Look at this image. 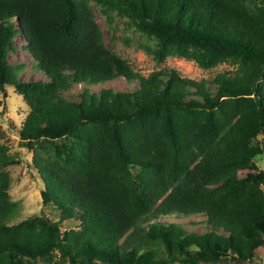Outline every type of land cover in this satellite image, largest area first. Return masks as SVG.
I'll list each match as a JSON object with an SVG mask.
<instances>
[{"label":"trees","instance_id":"16d2710c","mask_svg":"<svg viewBox=\"0 0 264 264\" xmlns=\"http://www.w3.org/2000/svg\"><path fill=\"white\" fill-rule=\"evenodd\" d=\"M152 39L156 63L183 58L233 73L193 81L144 77L105 47L90 4ZM42 79L10 65L16 38ZM131 91L90 90L116 79ZM80 87L75 98L69 94ZM12 88L25 107L21 146L53 222L12 223L0 144V264L252 262L264 246V5L252 0H0V107ZM203 217L201 233L179 219ZM74 227L61 231L62 222Z\"/></svg>","mask_w":264,"mask_h":264},{"label":"rangeland","instance_id":"374dc122","mask_svg":"<svg viewBox=\"0 0 264 264\" xmlns=\"http://www.w3.org/2000/svg\"><path fill=\"white\" fill-rule=\"evenodd\" d=\"M252 4L264 5V0H252ZM96 23L102 30L105 47L124 59L134 70V72L146 77L150 73L158 70H173L183 78L193 81L209 80L216 75L223 73H233L235 68L228 64H222L209 70L200 69L195 63L183 58L168 57L161 63H156L152 56L147 53V49L154 46L152 39L138 32L129 21L119 16L116 12H102L94 4H90ZM24 44L22 35L16 38L17 52L9 55L10 65L24 64V69L20 74L21 79H42L38 73H34L30 67L32 59L22 49ZM135 85L127 83L124 79H116L101 85L92 86L93 92L102 89H113L114 91H131ZM80 92V87L74 86L69 94L70 98H75ZM25 107L22 100L16 95L12 88H6V95L0 107V144L5 146L18 163L4 169L10 176L9 195L12 201L19 202L22 210L17 219L12 223L32 217L43 215L53 222L58 220V213L50 206H43L41 191L43 183L31 164L32 152L21 146L18 138V129L24 118ZM258 170L264 171V158L260 157L254 161ZM188 231L198 233L204 230L203 217H189L179 219ZM74 222L66 221L61 223V231L74 227ZM179 264V263H174ZM217 264H264V246L255 251L252 262L242 263L239 261L219 262Z\"/></svg>","mask_w":264,"mask_h":264}]
</instances>
